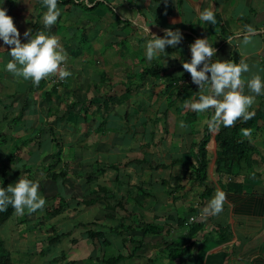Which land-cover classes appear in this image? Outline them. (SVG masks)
Listing matches in <instances>:
<instances>
[{"label": "crops", "instance_id": "0c3cea01", "mask_svg": "<svg viewBox=\"0 0 264 264\" xmlns=\"http://www.w3.org/2000/svg\"><path fill=\"white\" fill-rule=\"evenodd\" d=\"M88 2L90 7L83 0H58L60 16L44 29L46 8L40 0H0L21 42L30 38L24 37L26 30L54 36L67 54L63 65L71 72L58 87L50 82L51 74L33 85L4 70L10 46L0 41V153L8 155L12 147L6 146L27 142L21 157L36 172L45 170L34 180L45 199L43 209L25 211L0 233L11 264L16 253L8 246L22 242L25 257L30 256L26 245L35 238L40 264H108L118 258L115 264H264V94L255 96L251 119L236 121L249 123L245 129L250 136L242 135L254 152L250 173L236 180L243 193H232L226 177L216 172L218 131L209 132L205 123L212 113L190 109L200 93L197 85L184 84L190 74L182 68V61L191 59L190 44L207 39L216 49L213 62L249 65L241 77L244 94L254 95L246 81L253 75L264 79V0ZM204 9L213 11L215 23L198 18ZM245 25L256 33L247 45L238 38ZM145 27L157 36L166 29L179 30L182 40L175 48L166 46L168 55L147 61L144 46L151 34ZM188 85L192 88L185 89ZM127 89L130 97L124 104L109 103ZM203 140L210 160L205 186L213 193L201 202L206 187L182 179L190 170L187 164L195 160L193 146ZM52 156L60 157L61 165L53 168ZM66 166L71 171L67 179L48 180ZM13 171L23 178L16 167L10 170V182ZM92 171L93 184L87 186L85 174ZM139 189L146 197L139 196ZM216 190L226 195L222 211L203 214ZM61 196L69 207L47 219ZM97 196L99 201L89 206ZM35 216L41 221L28 223ZM195 224L202 228L186 240ZM22 226L29 228L19 229ZM33 231L35 238L28 242ZM90 232L103 237L91 240ZM53 238L58 239L51 245ZM173 249L183 252L182 257L170 258Z\"/></svg>", "mask_w": 264, "mask_h": 264}, {"label": "clouds", "instance_id": "9594fccd", "mask_svg": "<svg viewBox=\"0 0 264 264\" xmlns=\"http://www.w3.org/2000/svg\"><path fill=\"white\" fill-rule=\"evenodd\" d=\"M46 11L42 15L41 23L44 29H49L56 24L60 16L57 7L58 0H40ZM83 3L90 7L88 0ZM201 21L215 23V16L212 10L204 9L199 12ZM150 33L149 27L143 29ZM151 38L145 42V58L147 61L160 58L166 54L167 47L175 48L182 40L179 30L166 29L163 36L153 33ZM251 25H245L242 33L238 34L242 44L250 43V37L255 35ZM24 37H30L27 42L22 43L18 28L13 18L7 14V10L0 7V41L3 45L10 46L8 56L10 60L4 65L6 72L31 81L38 85L42 79L50 74L56 75L64 80L71 75V72L63 67L67 54L63 51L54 36L45 35L43 31L35 35L30 30L23 33ZM231 45L233 37H229ZM191 59L182 61V68L190 74L191 82L198 86V100L188 105L193 112L202 114L211 112L210 118L205 121L209 132H217L220 127H231L239 119L242 122L252 118L254 113L249 109L254 103L255 96L264 94V79L259 75H253L246 81L248 91L254 95L244 94L245 81L241 74L249 72V65L241 61L232 63L227 60H215L216 49L211 46L207 39H196L189 46ZM165 55V56H166ZM164 56V57H165ZM175 58V57H173ZM244 136H250V131L242 129ZM226 195L221 190H216L214 196L203 208V214L217 215L222 211V205ZM11 206L15 215H23L43 209L45 199L38 194V184L26 178H19L15 184L9 185L6 189L0 188V212L6 211Z\"/></svg>", "mask_w": 264, "mask_h": 264}, {"label": "trees", "instance_id": "16d2710c", "mask_svg": "<svg viewBox=\"0 0 264 264\" xmlns=\"http://www.w3.org/2000/svg\"><path fill=\"white\" fill-rule=\"evenodd\" d=\"M145 74H151L148 71L144 72ZM185 78H182L184 80ZM172 82V81H171ZM194 85V84H193ZM192 88V85H188L185 89ZM130 97V90L127 89L126 93L118 99L110 98V102L113 106L122 105L124 104ZM103 102L107 103V100H103ZM249 123L245 122V124H238L237 122L234 123L231 127H222L216 137V147L218 149L219 158L217 160L216 165V172L220 177H226L228 181L227 189L229 192L241 194L243 193V185L236 182L237 179L241 177H245L248 174V168L252 165V154L254 150L249 147L247 142L245 141L242 135V129L246 128V125ZM28 146L27 142H22L18 146H6L12 147L9 148L11 150L10 154L3 155L0 153V157H3V160H0V188H7L11 185L10 182V170L13 169L12 166L20 168L23 173V178L29 179L34 181L35 179L31 177V171L33 166L28 165L27 162L21 157L24 152V149ZM206 140L203 142L196 143L194 148H196V155H195V162H190L187 165L189 166L190 170L187 172V175H184L182 182H187L193 186H200L203 188L206 187L205 184L207 183L208 179V167L210 160L208 158V153L206 150ZM61 147V146H60ZM3 148V147H1ZM62 161L60 157L52 156V167L56 168L57 166L61 165ZM142 163V162H139ZM186 165V163H182ZM17 165V166H15ZM68 165V164H67ZM69 166V165H68ZM12 167V168H11ZM109 169V168H106ZM113 170H119V167L115 168L112 167ZM83 171V170H82ZM105 171V169H104ZM80 172L78 175L82 176ZM250 173V172H249ZM71 174L70 167H64L58 173L53 172L49 174L48 180L55 182H62L64 179H67ZM95 176L94 171L90 174H85V185L92 186L93 178ZM35 182V181H34ZM166 182H163L165 184ZM204 189V188H203ZM102 191V190H101ZM203 195L200 197L201 202L206 201L209 199L213 193V191L209 188H205ZM139 196L146 197L147 194L142 192L141 189L138 190ZM96 201H99V196L96 199L89 200V206L94 205ZM55 202L57 206L47 212V219L54 218L62 213L63 210L69 207V204L65 200L63 196L60 199H56ZM87 204V205H88ZM194 211V210H192ZM14 210L9 205L6 211L0 212V227L6 225V223L10 222L12 218H14ZM196 225V224H195ZM202 228L201 225H196L191 228L188 237L185 239H191L192 236H197V233ZM103 235L98 233L90 232L88 234V238L91 240H96L102 238ZM58 238L49 239V244L55 243ZM176 249L170 250V258L177 259L182 257L183 252H178ZM120 258L109 260L107 261L108 264H115L116 261H119ZM114 262V263H110ZM0 264H11V257L9 253L4 249L3 244L0 242Z\"/></svg>", "mask_w": 264, "mask_h": 264}, {"label": "rangeland", "instance_id": "374dc122", "mask_svg": "<svg viewBox=\"0 0 264 264\" xmlns=\"http://www.w3.org/2000/svg\"><path fill=\"white\" fill-rule=\"evenodd\" d=\"M195 158V157H194ZM195 162V160H194ZM16 166V165H15ZM13 168H16L14 166H12ZM11 167V168H12ZM45 170H40V171H35L33 168H32V171H31V177L36 179L37 177H39V174L41 173H44ZM17 172L16 171H13L11 172V177H12V181H11V184H15L17 181H18V177H17ZM61 197H58V199H60ZM23 215H15L14 218H12L9 222V223H6V227H4V229L2 228L0 230V233H5V229L7 230L8 228H11L13 226V224H15V222L17 221L18 218L22 217ZM18 217V218H17ZM38 216H35L32 218V220L29 218V221L28 223H33V220L34 222L38 221L39 222L41 221V218L37 219ZM16 218V219H15ZM32 226V225H31ZM29 227L28 226H22L20 227L19 229H28ZM39 226L36 227V229H38ZM41 229H39V231H37L39 234H42L41 232ZM35 235L36 233L34 234V231L33 233L29 234V240H32L33 238H35ZM38 236V234H37ZM9 248H11L12 251H14L16 254H15V257H14V260H15V264H20L19 263V260L21 259L23 262H21V264H40L39 263V257H40V247H39V240L38 239H34L33 240V243L30 245H26V249L28 250V253L27 254H30V256H26L25 257V251H24V244H18L16 243V246L15 245H11V246H8ZM21 257V258H19Z\"/></svg>", "mask_w": 264, "mask_h": 264}, {"label": "built area", "instance_id": "2783aa9c", "mask_svg": "<svg viewBox=\"0 0 264 264\" xmlns=\"http://www.w3.org/2000/svg\"><path fill=\"white\" fill-rule=\"evenodd\" d=\"M63 67H65V66L63 65ZM50 82H51L55 87H58V86H60L62 80H60V79L58 78V76H56V75H51ZM190 83H192V82H191V77H189V79H188L187 81L184 82V84H190ZM191 221L193 222V221H194V218H192Z\"/></svg>", "mask_w": 264, "mask_h": 264}]
</instances>
